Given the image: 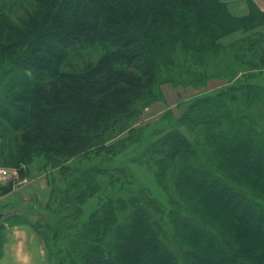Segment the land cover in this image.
Here are the masks:
<instances>
[{
  "label": "trees",
  "instance_id": "obj_1",
  "mask_svg": "<svg viewBox=\"0 0 264 264\" xmlns=\"http://www.w3.org/2000/svg\"><path fill=\"white\" fill-rule=\"evenodd\" d=\"M37 3L21 25L0 12V141L19 134L14 160L20 180L29 175L25 164L37 160L39 171L59 170L73 190L64 204L68 210L50 229L52 251L45 241L49 254L60 251L56 264H178L153 216L169 215L168 207L187 193L205 224L174 219L186 264H264V199L256 198L264 196V129H256L251 113L231 117L225 103L235 87L246 94L247 83L192 100L178 117L204 138L212 165L202 156V143L177 129L146 146L143 141L142 154L132 162L154 170L164 204L126 164H103L111 158L110 141L132 129L157 100L168 81L164 70L183 75V84L212 77L202 62L218 50L219 32L227 34L225 19L242 22L241 29L250 32L264 27V10L252 0H246L242 16L224 0ZM83 42L114 49L82 73L63 71L69 49ZM256 47L247 43L241 53L254 54ZM84 160L92 161L91 169L82 168ZM12 191V184L0 186L1 195ZM92 201L94 209L83 222L82 209ZM3 256L4 245L0 260Z\"/></svg>",
  "mask_w": 264,
  "mask_h": 264
},
{
  "label": "rangeland",
  "instance_id": "obj_2",
  "mask_svg": "<svg viewBox=\"0 0 264 264\" xmlns=\"http://www.w3.org/2000/svg\"><path fill=\"white\" fill-rule=\"evenodd\" d=\"M224 1L229 5L232 12L238 16H242L243 12L248 10L246 0ZM252 1L264 10V0ZM37 8V0L0 1V12L18 25L25 22L27 16L35 12ZM225 20L224 22L227 23L225 32L227 34L218 33V44H220L216 48L218 50L202 62L206 65V69L212 74V77H208L200 83L183 84L180 81L183 75L179 77L176 73L164 70L168 76V81L160 86L157 100L142 111L139 118L133 123L132 129L130 128L121 134L119 129L117 134H120V136L111 140L108 145L111 158L103 164L109 168L126 164L136 177H134L135 180L139 184L142 183L162 204H164L165 195L155 179L154 170H151L146 164L132 162V160L142 154L143 141H145L146 146L148 142L156 141L166 133H175L172 130L177 129L190 141L197 138L202 143L198 145L202 156L205 162L212 165L213 161L212 158L209 159V151L207 146L204 145V138L197 130H193L190 125L181 124L182 122L187 123L186 120H182V122L178 120L180 113L186 106H189L192 100L209 95L214 97L213 94L225 91L230 86H236L241 82H244L245 85L247 83L250 87L246 86V94H242V90L235 87L233 90L234 97H225L226 106L229 107L230 116L233 118L237 114L251 113L255 120L256 129L259 127L264 129V27L248 32L241 29L242 22H236L228 18ZM246 24L252 23L246 22ZM257 25V23L252 24L253 27ZM249 36L250 41H246L245 44L255 43L257 46L255 53L242 54L243 48H246V45H244L240 55L236 56L235 53L238 47ZM113 49L109 43L104 42L93 45L84 42L79 43L69 49L62 64V70L82 73L98 63L102 56ZM247 60L250 65L244 64ZM174 69L176 70V67ZM178 73L180 74V72ZM252 76H254L253 80L257 85L256 87L251 86ZM43 78L45 76L42 77L41 75V79ZM172 123L174 127H167ZM155 132L156 135H153ZM15 133L7 142L6 139L0 141V171H6L5 174H2L4 183H1L0 186L13 185L11 193L1 195L0 192V249L4 245V256L0 260V264H56L55 258L60 251L55 255L53 253L52 255L49 254L48 249L45 247V241H47V245L52 251V245L49 243L48 237L50 229H54L55 220L68 210L64 204L73 190H68L65 183L60 180L59 170L39 171L37 160H34L32 164H25L29 170V175L26 180H20L14 160L18 156L16 145L20 138L19 134ZM150 134L153 136L151 137ZM104 157L107 158L106 155ZM83 162L82 168H85V170L91 169L89 166H92L90 165L92 161L91 163H89V160ZM100 162L101 158H94L93 160L95 164ZM232 183L237 186L233 181ZM178 197L179 200L174 201L168 207L172 209L169 215L161 216L162 218L154 215L153 220L156 219L161 226V239L175 255L177 263L186 264L184 238L178 231V225L176 226L174 219L177 217L178 219L189 220L192 221V224L194 222L205 224V221L195 211L197 208H193L192 203L194 201L188 193L186 195L179 194ZM256 198H262L261 200H263L264 196ZM88 205H84L82 209L81 221L83 222H88L87 216L94 209L93 201ZM77 210L79 211V208ZM174 212L176 214L170 216ZM30 224L34 227L29 226ZM208 226L217 233L218 230L215 226L212 224H208ZM35 229L39 235L35 233ZM155 229L158 228L155 226Z\"/></svg>",
  "mask_w": 264,
  "mask_h": 264
},
{
  "label": "built area",
  "instance_id": "obj_3",
  "mask_svg": "<svg viewBox=\"0 0 264 264\" xmlns=\"http://www.w3.org/2000/svg\"><path fill=\"white\" fill-rule=\"evenodd\" d=\"M3 173L5 174L6 171H4V172H3V171H0V184H1V183H4V182L2 181V178H3L2 174H3ZM17 175H18V174H17Z\"/></svg>",
  "mask_w": 264,
  "mask_h": 264
},
{
  "label": "crops",
  "instance_id": "obj_4",
  "mask_svg": "<svg viewBox=\"0 0 264 264\" xmlns=\"http://www.w3.org/2000/svg\"><path fill=\"white\" fill-rule=\"evenodd\" d=\"M244 14H246V10H245V12H243V15H244ZM17 226H18V225H17ZM21 227H24V226H21Z\"/></svg>",
  "mask_w": 264,
  "mask_h": 264
},
{
  "label": "bare ground",
  "instance_id": "obj_5",
  "mask_svg": "<svg viewBox=\"0 0 264 264\" xmlns=\"http://www.w3.org/2000/svg\"><path fill=\"white\" fill-rule=\"evenodd\" d=\"M14 251V250H13Z\"/></svg>",
  "mask_w": 264,
  "mask_h": 264
}]
</instances>
